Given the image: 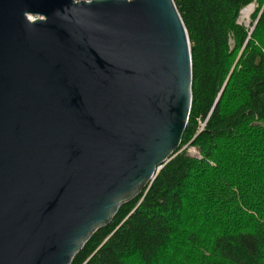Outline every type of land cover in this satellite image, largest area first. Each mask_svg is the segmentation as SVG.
Wrapping results in <instances>:
<instances>
[{"label": "water", "instance_id": "obj_1", "mask_svg": "<svg viewBox=\"0 0 264 264\" xmlns=\"http://www.w3.org/2000/svg\"><path fill=\"white\" fill-rule=\"evenodd\" d=\"M173 0H0V264H71L178 152Z\"/></svg>", "mask_w": 264, "mask_h": 264}, {"label": "trees", "instance_id": "obj_2", "mask_svg": "<svg viewBox=\"0 0 264 264\" xmlns=\"http://www.w3.org/2000/svg\"><path fill=\"white\" fill-rule=\"evenodd\" d=\"M173 1L192 63L180 148L200 157L178 152L71 264H264V0Z\"/></svg>", "mask_w": 264, "mask_h": 264}, {"label": "rangeland", "instance_id": "obj_3", "mask_svg": "<svg viewBox=\"0 0 264 264\" xmlns=\"http://www.w3.org/2000/svg\"><path fill=\"white\" fill-rule=\"evenodd\" d=\"M249 5H252V6H253V9H252V12H251V14H252L253 11H254V8H255V4L252 3V4H249ZM251 14H250V15H251ZM250 15H249V16H250ZM237 22H238L239 24L245 26V27H249V26H250V23H251V21H250V17L247 18V20H246V19L240 17V13H239V17H238V19H237ZM250 28L253 29V26L250 27ZM230 42H231V40H230ZM199 123H200V122H199ZM200 126H201V123L199 124V129H200ZM182 149H185L186 153H187L188 155L192 156V157H195V158H199V157H200L199 150H198L195 146L190 145L189 143L186 144V145H184V146L181 148V150H182Z\"/></svg>", "mask_w": 264, "mask_h": 264}, {"label": "bare ground", "instance_id": "obj_4", "mask_svg": "<svg viewBox=\"0 0 264 264\" xmlns=\"http://www.w3.org/2000/svg\"><path fill=\"white\" fill-rule=\"evenodd\" d=\"M252 9H253V6H252V5H247V6H245V7L242 8L241 11H240V17H241V18H244V19L247 20V18L250 17L249 15L251 14Z\"/></svg>", "mask_w": 264, "mask_h": 264}, {"label": "built area", "instance_id": "obj_5", "mask_svg": "<svg viewBox=\"0 0 264 264\" xmlns=\"http://www.w3.org/2000/svg\"><path fill=\"white\" fill-rule=\"evenodd\" d=\"M203 125H204V123H201L200 129L203 127ZM200 129H199V130H200Z\"/></svg>", "mask_w": 264, "mask_h": 264}]
</instances>
